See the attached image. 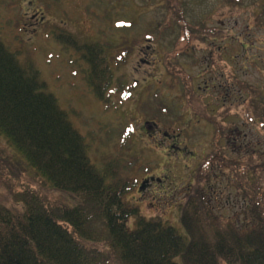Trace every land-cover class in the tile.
Masks as SVG:
<instances>
[{
	"label": "rangeland",
	"instance_id": "374dc122",
	"mask_svg": "<svg viewBox=\"0 0 264 264\" xmlns=\"http://www.w3.org/2000/svg\"><path fill=\"white\" fill-rule=\"evenodd\" d=\"M173 5L184 10L186 29ZM55 27L104 43L112 57L127 46L129 58L117 74L125 76L124 92L111 90L109 103L100 100L84 79V61L59 43ZM151 34L155 39L146 40ZM0 37L21 60L36 64L86 137L91 158L131 183L126 199L147 217L177 220L176 206L216 143L230 157H264V131L251 121L246 90L255 87L260 98L264 92V0H0ZM151 121L157 127L148 131ZM125 129L132 135L121 152ZM212 182L223 191L213 197L216 213L242 220L237 178ZM9 194L0 186V199Z\"/></svg>",
	"mask_w": 264,
	"mask_h": 264
},
{
	"label": "trees",
	"instance_id": "16d2710c",
	"mask_svg": "<svg viewBox=\"0 0 264 264\" xmlns=\"http://www.w3.org/2000/svg\"><path fill=\"white\" fill-rule=\"evenodd\" d=\"M171 11L186 29L184 10ZM53 32L84 61V79L100 100L109 103L111 90L124 92L125 76L117 74L127 46L112 57L104 43L60 27ZM20 58L0 37V138L9 149L0 150V186L10 192L0 199V264H264V157H230L216 143L176 206L177 220L147 217L126 199L131 183L91 158L86 137L36 64ZM246 90L250 119L264 131V92L260 98L255 87ZM131 135L122 133L121 152ZM227 174L244 197L240 221L223 219L213 205L223 191L212 181ZM58 191L63 197L53 200Z\"/></svg>",
	"mask_w": 264,
	"mask_h": 264
},
{
	"label": "water",
	"instance_id": "95a60500",
	"mask_svg": "<svg viewBox=\"0 0 264 264\" xmlns=\"http://www.w3.org/2000/svg\"><path fill=\"white\" fill-rule=\"evenodd\" d=\"M146 129H147L148 131H152V130H154V126H153L151 123H147V124H146Z\"/></svg>",
	"mask_w": 264,
	"mask_h": 264
},
{
	"label": "flooded vegetation",
	"instance_id": "af4514ba",
	"mask_svg": "<svg viewBox=\"0 0 264 264\" xmlns=\"http://www.w3.org/2000/svg\"><path fill=\"white\" fill-rule=\"evenodd\" d=\"M158 130H159V128L156 130V132H157ZM156 132H154V133H156ZM167 136H169V134L166 135V137H167ZM169 137H170V136H169ZM180 149H182V148L179 146V150H180Z\"/></svg>",
	"mask_w": 264,
	"mask_h": 264
}]
</instances>
